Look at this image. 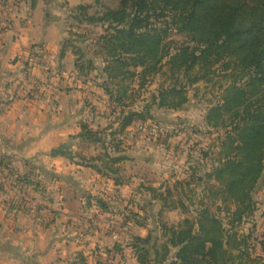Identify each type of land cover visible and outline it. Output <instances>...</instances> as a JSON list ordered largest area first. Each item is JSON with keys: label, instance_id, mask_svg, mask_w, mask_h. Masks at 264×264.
<instances>
[{"label": "trees", "instance_id": "1", "mask_svg": "<svg viewBox=\"0 0 264 264\" xmlns=\"http://www.w3.org/2000/svg\"><path fill=\"white\" fill-rule=\"evenodd\" d=\"M70 16L78 23L68 27L62 56L75 54L77 75L91 78L103 90L112 106L108 115L115 117L98 130L82 123L79 146L101 150L79 162L117 185L131 183L126 142L132 127L158 124V110H181L190 101V90L201 82L212 83L217 91L204 124L207 133L224 134L199 156L189 153L182 172L166 188L156 214L161 237L148 223V206L129 214V222L148 230L127 244L137 262L264 264V235L257 237L255 228L240 231L256 213L255 193L264 178V0H89L72 8ZM97 25L103 33L93 38L91 28ZM26 64L30 68L35 61ZM161 74L171 81L150 98L148 91ZM32 91L29 100L42 96L40 88ZM176 136L166 134L162 144L171 148ZM195 146L196 141L191 150ZM24 166L22 170L11 156L0 155V173L21 192L31 187L43 206H49L53 198L43 181L44 170L29 161ZM2 196L11 213L32 212L0 180ZM96 201L101 210L110 211L107 201ZM207 201L218 204L216 211L205 210ZM173 207L184 215L178 224L165 215ZM115 247L121 259L112 264H126L123 246ZM104 252L112 250H100L97 264H110ZM79 264L89 263L82 257Z\"/></svg>", "mask_w": 264, "mask_h": 264}, {"label": "crops", "instance_id": "2", "mask_svg": "<svg viewBox=\"0 0 264 264\" xmlns=\"http://www.w3.org/2000/svg\"><path fill=\"white\" fill-rule=\"evenodd\" d=\"M88 1L68 0L66 6H53L54 0H37L36 3L35 0H0V155L11 156L15 163L19 161H23L24 164L26 161L33 162L44 170L43 181L48 195L53 198L50 209L60 202L58 199L56 200L59 196L61 200L63 199L62 204L67 207V210L74 204L86 210L89 209V204L93 210V204H95L100 220L101 218L102 220L114 218L124 222L123 226H129L132 222H129L128 214L121 213L118 216L111 214V209L110 211L101 210L96 201L101 197L93 193V190L102 189L100 182L98 184L97 181L105 180L107 189H102L105 194H101V196L111 201L112 198L117 199L125 196L129 190V184L119 186L115 181L102 176L92 168L85 167L73 159L70 160L71 158L66 156L69 155L68 148L64 154L57 157L53 155V151L58 149L55 147L67 145L63 143L67 139L74 138V136L79 138L83 122H87L89 125L94 122L102 124L100 121L108 123L109 117L106 114L111 110V104L103 90L96 87L91 78L77 75L75 54L68 51L64 57L62 56L64 41L68 36V20H65V17L68 14L71 15L72 8ZM68 6L70 10L67 9ZM35 53H38V58L34 57L33 59ZM34 61L35 66L28 68L26 63L34 65ZM68 66L72 70L71 73L66 72ZM29 76H32V82L36 83L31 91L34 88H40L42 96L29 100L28 93V96H22L24 100L17 101L19 85L21 81L24 83L28 80ZM50 85L53 87L49 90ZM86 99L96 107L95 111L92 110L91 105L87 104ZM23 101L25 105L22 104ZM47 146H53L51 162L46 159H37L38 154L46 150ZM38 160L48 162L53 167L56 166V171L55 169L49 170L45 164L40 165ZM128 163L129 161L126 164ZM20 168L23 170L25 166ZM82 172L88 173L87 179L80 176ZM5 179L11 189V181L4 173H0V180L6 183ZM93 181L96 183L91 184ZM33 196L40 199V196ZM4 198V196L0 197V230L1 225H4L3 218L6 217L4 210L7 209V205H5ZM62 210L64 211V209ZM14 215H7L6 218L9 226L16 222L22 224L16 227V232L20 233L22 230L31 232L33 228L37 230L39 224L35 219H31V213L19 212ZM120 224L122 225V223ZM134 224L139 229L146 231L140 236L148 234L147 229ZM45 226L42 232L48 234L52 231L51 226L50 229ZM56 228H53L54 232L59 235L61 231ZM2 232L0 242H6L8 250L2 252L4 250L0 247V255L6 256L11 264H38L29 262L32 258L40 259L42 264H49L47 260L53 262L54 258L52 257L58 253L57 246L49 247L64 241V237H50L47 247L50 250L37 255L38 253H33V249L29 248V240L18 238L20 240L18 245H13L11 242H17L16 236L9 234L6 236L5 229ZM59 238L61 241L56 242L59 241ZM22 248L27 253L22 254ZM113 252L115 253L113 254ZM125 256L126 261V253ZM102 257L108 259V262L112 264L118 256L113 250L110 254L104 252ZM46 258L47 260H45ZM114 258L116 259L113 260ZM136 263L139 264L137 260Z\"/></svg>", "mask_w": 264, "mask_h": 264}, {"label": "rangeland", "instance_id": "3", "mask_svg": "<svg viewBox=\"0 0 264 264\" xmlns=\"http://www.w3.org/2000/svg\"><path fill=\"white\" fill-rule=\"evenodd\" d=\"M67 3L68 0H54L53 6H66ZM67 9L70 10L69 6ZM65 20H68L67 27L73 23H78L70 16V14L65 17ZM91 31L92 32L90 35L93 38H98V36L103 33V29L100 25L92 26ZM66 72H72L70 66H68V70ZM29 77V79L24 83L21 81L17 91V101L22 100L25 96H28V93L30 95L31 89L34 87L35 83L32 82V76ZM170 79L171 78L168 77L167 74H161L157 76L148 91V96L152 98L151 96L154 93H158L160 87L166 86L170 83ZM49 87L48 88L50 90L53 85H50ZM216 95L217 91H215L213 88L212 83L207 84L201 82L192 90H190V101L181 110H158V124H152V122L144 126L141 124H136L131 129L129 139L126 142L128 153L130 157H132L129 163L126 164L127 171L131 178L128 192L125 194V196H122V198H112L111 201L108 198L106 199V197L101 196V194H105L102 189H107V182L105 180L97 181L98 184L100 182L102 189L93 190V193H96V195H99L98 197H101V199L107 201V203L110 204L112 211L111 214L119 216L121 213H124V215L125 213L128 215L133 212L139 213L141 206H148L150 209H152L148 223L151 228L155 229L156 237H161L156 214L162 207L161 202H163V198L166 196V188L172 187L173 182L177 178L176 176L182 172V167L189 159V153L199 156L204 147L205 149H208L209 146L216 143V140L220 135L223 136L224 134L223 130H216L212 131V133H207V128L204 124V116L209 102L210 100H214ZM24 103L25 102L23 101L22 104ZM111 111L112 106L111 110H109V112L107 111L106 115L108 117V114ZM107 120L108 123H106L104 120L105 122L100 121L102 124H97L94 122L91 123L90 126L97 130L104 128L108 124L114 122L115 117L112 118L111 116V118L109 117ZM173 132L178 133V136L172 138L170 144L171 148H167L162 144V141L166 138V134ZM82 140L83 138H78V136L75 138L74 136V138L71 137L63 142L64 144H67L68 149L70 150L69 155H66L68 158H71L70 160L73 159L74 161L79 162L82 156L97 154L101 150L99 147L91 148L89 151L83 150L79 146ZM194 140L196 141V148L191 150L195 143ZM47 147L48 148L46 150L43 152L41 151L40 154H38L37 159H46V161L51 162L53 146ZM59 147L60 146L58 145L55 148ZM65 152L66 151H64L63 154ZM38 161L40 165L45 164L49 170L55 169L56 171V166L53 167L48 162L45 163L41 160ZM16 165L18 168H20L24 165V163L23 161H19L16 162ZM206 170L207 167L203 168L204 172ZM80 176H84L83 178L87 179L86 177L89 175L88 173L82 172ZM4 181L7 182L6 179ZM92 183L96 182L93 181L91 184ZM29 189H31V191L21 192L20 190H17V192L14 194H16L18 199L23 200L25 209H31V219H35L39 226H37V230H34L33 228L31 232H23V230L20 233L16 232V227L22 224H19V222H10L12 223L10 226L7 224V215L15 216L14 213L10 212L9 207H7V209H5L6 211L4 210L6 217L3 218L4 225H1L0 234L2 235V231L5 229V233H7L6 236H8V234L10 236L15 235L16 237H14L16 238L17 242H11L13 245H18L20 242L18 238L27 239L30 241L29 248L31 247L33 249V253H38L37 255L42 254L44 251H49V248L51 247L55 248L57 246L58 253L55 255V257H52L54 258V261L49 262L47 258L45 259L49 264H79L82 257H85L89 264H96V256L99 254L100 250L105 251L106 249H113L117 252L115 246L121 245L123 246L122 248L124 249V253L127 255V264H137L136 259L133 256L131 250L128 248L127 244L132 240L133 236L145 234L146 231L139 229L134 224V221H131L132 223L129 224V226H123L124 222H120L118 219L111 218V220H102L101 218L100 220L98 218V210L95 209V204H93V210H91V207L88 203H86L88 204L89 208L87 210L85 208H81V206L77 204L70 206L67 210V207L62 204L64 202L63 199L61 200V197L59 198V196L56 198V200L58 199L60 202H58V204L55 205L53 209H50L52 202H48L50 203L49 206H43L42 199H37L35 196H33H40V194L34 191L31 187H29ZM55 194L57 196V193ZM255 197L256 213L254 216L249 218V220L243 226H241L240 231L241 234H246L250 233V231L255 228L256 236L259 237L264 235V178L256 190ZM217 205L218 204H215L212 201H207V207L205 210L208 213H213L216 211ZM62 209H64L65 212ZM165 215L171 222H175L177 224L184 218V215L181 214L177 207L167 210ZM42 219L45 221H41ZM54 220L55 223H52L50 227L52 228V231L48 232V234L42 232L44 224L50 223ZM113 221L114 223L112 224ZM120 223H122V225ZM111 225L117 227H113ZM55 227H57V230L61 231L59 235H56L54 232L53 228ZM118 227L120 228L118 229ZM47 236L48 238H46ZM52 236L54 238H57L58 236L64 237V241L59 244L55 243L54 245H51L49 248H47L50 237ZM58 240L59 241L56 242L61 241L60 238ZM160 242H162V239ZM6 245V242H0V247L2 250H4L2 252H6V250H8ZM259 249L260 248L256 249L257 255L261 254ZM21 251L22 254H24V252L27 253L23 248ZM114 253L115 252H113V254ZM117 256L120 260V256L118 254ZM118 257L117 261H119ZM115 259L116 258L113 260ZM29 262L42 264L40 259L35 260L32 258ZM0 264L11 263H9V259H7L6 256L0 255Z\"/></svg>", "mask_w": 264, "mask_h": 264}, {"label": "water", "instance_id": "4", "mask_svg": "<svg viewBox=\"0 0 264 264\" xmlns=\"http://www.w3.org/2000/svg\"><path fill=\"white\" fill-rule=\"evenodd\" d=\"M66 148H68L67 145H62L60 148L55 149V150L53 151V155H54V156H57V155L62 154V153L65 151Z\"/></svg>", "mask_w": 264, "mask_h": 264}, {"label": "built area", "instance_id": "5", "mask_svg": "<svg viewBox=\"0 0 264 264\" xmlns=\"http://www.w3.org/2000/svg\"><path fill=\"white\" fill-rule=\"evenodd\" d=\"M36 84V83H35ZM7 183V182H6ZM7 185H9V183H7ZM11 189H12V191H17L18 189L13 185V184H11Z\"/></svg>", "mask_w": 264, "mask_h": 264}]
</instances>
